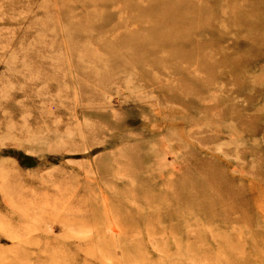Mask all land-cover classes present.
<instances>
[{
	"label": "rangeland",
	"instance_id": "obj_1",
	"mask_svg": "<svg viewBox=\"0 0 264 264\" xmlns=\"http://www.w3.org/2000/svg\"><path fill=\"white\" fill-rule=\"evenodd\" d=\"M0 264H264V0H0Z\"/></svg>",
	"mask_w": 264,
	"mask_h": 264
}]
</instances>
